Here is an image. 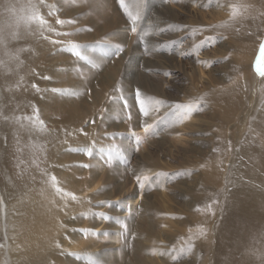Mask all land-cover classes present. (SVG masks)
Masks as SVG:
<instances>
[{
    "label": "rangeland",
    "instance_id": "1",
    "mask_svg": "<svg viewBox=\"0 0 264 264\" xmlns=\"http://www.w3.org/2000/svg\"><path fill=\"white\" fill-rule=\"evenodd\" d=\"M42 1L44 3L50 1L55 7L52 23L53 29L57 31L56 35L48 33L46 39H40L46 44L38 52V62L33 68L34 71H32L33 66L28 65L20 73V78L23 77L29 81V90L24 91L21 95L25 99H20V101L27 103L34 122L40 120L44 122L43 125L52 121L53 110L61 114L67 112L70 116L76 117L77 122H81L84 131L80 136L82 138L81 147L82 149L91 148L92 155L88 156L79 150L81 165H90L87 168L80 166V178H77L80 181L79 185L84 181L79 188L80 192L74 188L76 180L67 172L70 180L69 193H73L76 199L63 195L62 201L70 207V211L66 214H56L51 221L47 220L48 216H45L43 221H37L31 215H22L21 211L29 212L27 204L30 200L31 188L29 185L27 187L24 185L22 188L20 177L13 176L7 179L5 176L7 169L4 162L1 161L0 152V264H19L20 261L37 264L38 256L34 254V244H39V240H35L36 236L33 230H49L51 232L52 225H56L54 243L61 251L60 258L62 260L66 257L73 259V256H79L82 257V260L86 257L91 258L96 264H112V262L113 264H135V255H138L140 260L148 257V260L153 264H164V259L167 264H183L187 262V259L189 262L197 260L196 253L189 252V249L185 247H180L183 248L182 250L179 248V236L182 232L179 230L184 229L175 220L186 210L189 200L188 188L194 185L196 176L200 174V168L193 167L201 161L194 149L209 150L213 145L214 133L219 129L213 118H210V114L213 115V109L210 108V110L201 101L198 100L193 106L197 110L191 113V118L190 116L181 117L180 114L184 109L175 107L177 104L192 105L186 98L183 101L180 98L187 95L186 90L190 81H186L191 73L189 66H192V62L196 63L197 59H188V62H184L186 65L182 67L178 64L182 61L181 56L172 57L168 47L169 43H173V41L165 36L160 37V34L157 33H168L167 29L158 31V14L155 9V5H158L157 0L150 8L149 0H143L136 15L132 14L130 10V0H125L123 8L118 0H105V7L98 0H94L96 8L91 6L90 0ZM167 2L168 0H166ZM208 2L204 6L209 10L207 15H210L211 11H216L217 8L220 9L222 5L221 0ZM63 4H65L64 9L62 8ZM227 5L225 3L221 7L224 15L226 10L233 8L230 3ZM175 8L183 13L185 9L196 11L193 5L185 8L183 3L176 4ZM129 13L131 16L138 17L135 32L132 31L133 23ZM58 19L71 22L57 24ZM187 37L186 35V38L179 41L184 43L188 39ZM53 38L55 39L51 44L50 41ZM208 38H205L209 43L206 48H209L211 56L214 53H232L230 46L222 45V42L226 41L219 42L218 38L220 37ZM73 44L78 47L73 48ZM228 44L229 42L226 45ZM117 46H122L124 50L122 53L114 55ZM223 47L229 51L226 49L224 51ZM219 48L222 49L221 52ZM76 52H79V55H76ZM199 52L196 55L202 56ZM163 53L168 57L162 56ZM220 54L214 57L208 67L204 66L203 71L206 76H204V80L208 78L209 74H216L214 70L211 71L212 68L216 67L218 74L228 70L225 69V64H221V61L227 58ZM262 72H264V56H261L259 50L258 59L247 78L249 77L250 81H253L251 83L256 86L258 79L263 76ZM4 75L6 74L3 73L2 76ZM160 80L163 81L161 84ZM33 85L38 88H34ZM156 85L162 87L161 90L167 89L170 92L165 101H171H169V96H173L177 100L171 102L172 105L169 104L168 112L161 114H159L158 106H151L149 108L150 115L145 117L139 112V105L135 98L136 91L139 90L142 98H145L147 88ZM252 92V97H254L255 92L253 90ZM156 97L159 98V96ZM6 107L9 108L8 112L14 108L13 104ZM129 114H131V119L128 118ZM174 114L179 118V122L190 120L189 122H194L195 125L192 128L182 127L180 132L170 134L167 144H163L156 138L160 133V121L171 119ZM139 120L141 121L139 123L144 121L142 127L138 124L135 125V122ZM205 120L209 124L204 122ZM162 123L168 126V122ZM145 124L151 125L147 131H145ZM200 125H203L204 128L209 126V130L202 134L198 128ZM244 126L245 122H230L224 131L231 132L234 138L238 133H243ZM137 137L139 143H137ZM199 143L202 145H198ZM162 147L169 151L164 152ZM146 150L151 152V156L155 158L159 166L165 167L154 170L146 164L145 157H143ZM52 153L51 150L48 151L46 158ZM190 154L192 156H189ZM41 164L43 163L34 164L28 172H33ZM163 168L165 169L163 170ZM189 170L192 171L191 175H188ZM112 173L116 175V178L110 182L116 181L115 186L117 183L120 185L119 191L108 187L107 192L103 194L102 192L105 190L103 188H106L105 184ZM137 177H140L139 182ZM93 184L96 186L92 187ZM95 188L96 194L90 197V193L92 194ZM183 190L185 191L183 192ZM158 192L162 195H158ZM155 196L169 212L163 210L160 212L162 216L157 218L153 209L152 217L158 219L156 235L151 236V240H148L146 235L142 236L140 243L144 246L143 251L135 254L137 235H134L136 229L134 223L138 222L143 213L145 214V204L149 199L154 200ZM77 202L79 207L74 209L73 206L77 205ZM166 213L170 215L168 214L166 217ZM76 216H80V218L76 219ZM73 228L77 229L73 230ZM188 229L189 227L185 228V230ZM156 244H160L161 249ZM167 251L168 253H166ZM110 252H113L112 255L107 257ZM90 254H94L95 258L93 259ZM158 255L160 258L157 257ZM167 258L171 260L169 263Z\"/></svg>",
    "mask_w": 264,
    "mask_h": 264
},
{
    "label": "bare ground",
    "instance_id": "2",
    "mask_svg": "<svg viewBox=\"0 0 264 264\" xmlns=\"http://www.w3.org/2000/svg\"><path fill=\"white\" fill-rule=\"evenodd\" d=\"M98 1L102 6H106L105 0ZM142 1L130 0L129 6L132 14H137L138 8L142 6ZM157 1L158 5H155V9L158 14V16L156 15L159 24L158 31L168 30V33H157L160 34V37L165 36L173 41V43H169L168 47L172 57L181 56L182 61L178 64L182 67L186 65L184 62L188 59H197L196 63L192 62V66H189L191 73H189L186 82L190 81L191 84L189 83L186 90L187 95L181 97L180 100L183 101L186 98L192 106H195L199 100L209 109H213V115L210 114V118H213L219 127L218 131L214 133L213 145L209 150L194 149L201 161L193 167L198 166L200 174L196 176L194 185L188 188L189 200L187 202L185 199L186 210L175 219L184 229L179 230L182 231L179 236V248L189 249L191 246L189 252L196 253L195 258H197L192 262L187 259V262L183 264H264V75L258 79L256 86L251 83L252 80L250 81L249 77L247 78L258 59L260 45L264 43V0H221L222 5L230 3V5L236 6L235 14L231 8L226 10L227 12L225 11V15L221 8L222 5L220 9L217 8L216 11H211V14L207 15L209 10L204 6L210 0H168L167 3L166 0ZM154 2L156 1L149 0V8ZM90 3L96 8L94 0H90ZM178 3H183L185 8L193 5L196 11L185 9L184 13L180 12L175 8ZM197 5L199 6L197 7ZM54 8L50 1L44 3L42 0H0L1 161L4 162L7 169L5 170L7 179L13 176L20 177L22 188L24 185L30 186V200L27 204L29 212L21 211V213H23L22 215H31L37 221L45 220V216H48L47 220L51 221L56 214H66L70 211V207L62 201L64 193H69V174L76 180L74 188L78 192L84 183L83 181L79 185L80 181L77 179L80 178L81 165V155H78L79 150L82 149L80 136L84 132L81 122H77V118L70 116L67 112L61 114L53 110L52 121L41 128L39 123L34 122V118L31 117L27 103L20 101V99H25L21 96L22 93L29 90V81L23 77L20 78V73L28 65H32V71H34L33 68L38 62V52L46 44L40 39H46L48 33L56 35L57 30L49 31V28L53 29ZM62 8H65V4L62 5ZM37 13L47 22L46 25H42L39 19L32 18ZM186 35L188 39L184 40V43L180 42L179 40L186 38ZM212 36L220 37L218 38L220 43L226 41L222 42V45L230 46L232 53H217L226 56L227 59L222 60L221 64H225L224 67L228 70L218 74L216 67L212 68L211 71L214 70L216 74L211 73L204 80V66L208 67V64L217 55L213 52L214 54L211 56L209 48H206L209 43L205 38ZM54 39L50 41L51 44ZM227 42H229L228 45H226ZM221 48H219L220 52ZM198 52L202 56H197ZM162 56L168 57L164 53ZM3 73L6 75L2 76ZM184 76L186 78V75ZM162 82L160 80V84ZM161 88L157 85L150 86L145 92V98L152 97L154 101H163L162 104L153 103L151 105L159 107V114L168 112L169 104L172 105L177 100L173 96H169V101H171H165L170 92L167 89L161 90ZM252 90L255 92L254 97H252ZM12 104L14 108L8 112L9 108L6 106ZM171 117V119L160 121L161 123L168 122V126L163 123L158 124L160 133L156 138L163 144L168 141L170 134L180 132L182 127L192 128L195 125L194 122H189L190 120L179 122V118L175 117V114ZM57 118L58 121H56ZM235 121L245 122V126L243 133H238L233 138L231 132L227 130L225 132L224 129L228 128L230 122ZM139 122L141 121L135 122V125L138 124L142 127L144 121ZM204 122L208 123L206 120ZM206 127L198 126L202 134L209 130V126ZM152 138L154 139V136ZM162 149L164 152L169 151L164 147ZM50 150L53 153L46 158V153ZM150 153L146 150L143 154L146 164L154 170L165 167L159 166ZM191 154L189 156H192ZM40 163L43 164L33 172H28L31 166ZM118 171L121 172L120 169ZM167 172L169 173V171ZM191 172L189 170L188 175H191ZM52 176L56 177L55 187L51 181ZM115 178L116 175L112 173L105 184L106 188H103L105 190L101 191L103 194L107 192L108 187L119 191L120 185L117 183L115 186L116 181L110 182ZM91 186H96V184ZM57 188L63 191L58 192ZM94 194H96V188L92 194L90 193V197ZM159 194L162 195L158 192ZM164 203L166 202L164 201ZM78 207L77 202L73 208L77 209ZM163 207H165L164 204L157 197L154 200L149 199L145 204L146 215L143 213L138 222L134 223L136 225L134 235H137L135 254L143 251L144 246L140 243L142 236L146 235L147 239L151 240V236L156 235L158 219L152 217V211L154 209L158 218L162 216L160 212L167 210L166 207ZM77 218L80 216H76ZM188 227L189 229L185 230ZM55 229L56 225H52L51 232L49 230H33L36 236L35 240H39V244H34V254L38 256L37 264H75V262L77 264H96L88 257L82 260V257L73 256V259L66 257L62 260L60 258L61 251L54 243ZM76 229L73 228V230ZM200 229L205 230L204 236L199 235ZM160 231L162 232V230ZM156 246L161 249L160 244H156ZM111 253L113 252L108 253L107 257L111 256ZM90 255L93 259L95 258L94 254ZM135 257V264H153L148 260V257L142 258V260L138 258V255ZM168 259L170 258H167L169 263L171 260ZM19 264L27 263L20 261ZM164 264H167L165 259Z\"/></svg>",
    "mask_w": 264,
    "mask_h": 264
},
{
    "label": "snow or ice",
    "instance_id": "3",
    "mask_svg": "<svg viewBox=\"0 0 264 264\" xmlns=\"http://www.w3.org/2000/svg\"><path fill=\"white\" fill-rule=\"evenodd\" d=\"M118 2H119L120 6L122 8L125 7V0H118ZM232 7H233L234 14H235L236 6L233 5ZM129 16H130V18L132 20V23H133L132 31L135 32L136 31L135 25H136V22L138 20V17L131 16V13H129ZM32 18L33 19H39L40 23L42 25H46L47 24V22L45 20H43V18L40 17L38 15V13L35 14ZM70 22L71 21H64V20H59V19L56 21L57 24H64V23H70ZM49 31H55V29L49 28ZM145 35H147V32H145ZM72 47L76 48V47H78V45L73 44ZM123 50L124 49H123L122 46H117L116 52L114 53V55H118L119 53H122ZM260 54H261V56H264V43H261V45H260ZM76 55H79V52H76ZM261 75H264V72H262ZM33 87L34 88H38V86H36V85H33ZM135 98H136V102L139 105V112L145 117H148L150 115L149 108L151 107V105L153 103H155V104H162L163 103V101H154V99L152 97L142 98V95H141L139 90L136 91V97ZM175 107L178 108V109H184V112H182L180 114L181 117H183V118L189 117L194 110H197L192 105L177 104V105H175ZM128 118L131 119V114H129ZM37 122L39 123L41 128H43L44 122L40 121V120H37ZM144 127H145V131H147L151 127V125L145 124ZM137 143H139V138L138 137H137ZM80 151L85 152V154L88 155V156L92 155V149L91 148L80 149ZM80 166L87 168L90 165L83 164V165H80ZM51 181L53 183V186L55 187L56 186V177L52 176L51 177ZM137 181L138 182L140 181V177H137ZM57 191L58 192H62L63 190L57 188ZM64 195L70 196L72 199H76V197H75V195L73 193H64ZM101 203H103V202H101ZM199 235L200 236H204L205 235V230L204 229H200ZM190 248H191V246H190ZM190 248H189V250H190Z\"/></svg>",
    "mask_w": 264,
    "mask_h": 264
}]
</instances>
